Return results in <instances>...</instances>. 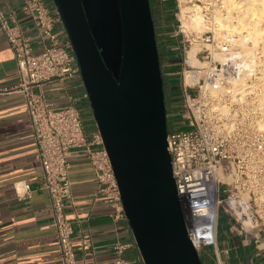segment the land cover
I'll list each match as a JSON object with an SVG mask.
<instances>
[{
  "label": "built area",
  "instance_id": "1",
  "mask_svg": "<svg viewBox=\"0 0 264 264\" xmlns=\"http://www.w3.org/2000/svg\"><path fill=\"white\" fill-rule=\"evenodd\" d=\"M181 1L194 8L202 31L186 29L178 18L175 34L180 35L185 54L180 76L183 97L179 100L185 127L167 130L166 143L187 233L198 250L216 245L220 213L241 233L264 228V200L253 189L264 185V35L254 41L241 26L229 33L217 30L219 24H234V14L241 8L235 6L242 0H176L179 13ZM21 10L32 18L43 47L33 53L30 40L0 5V31L14 53L19 77V86L12 91L21 93L25 102L42 169V187L50 199L61 264H75L74 227L65 212V201L71 197L69 159L86 157L96 174L97 193L113 205L115 216L124 211L98 130L87 136L73 105H56L36 91L46 82L81 78L58 12L52 14L45 0H22ZM56 21L61 23V30L54 28ZM186 44L188 49L198 45V65L188 62ZM187 74L189 82L185 81ZM83 97L88 99L86 92ZM28 192L24 183L23 194ZM208 210L215 214L214 236L195 242L194 229L201 221L194 215ZM128 247V243L114 246L113 264H131L124 257Z\"/></svg>",
  "mask_w": 264,
  "mask_h": 264
},
{
  "label": "water",
  "instance_id": "2",
  "mask_svg": "<svg viewBox=\"0 0 264 264\" xmlns=\"http://www.w3.org/2000/svg\"><path fill=\"white\" fill-rule=\"evenodd\" d=\"M52 2L143 264H202L172 176L149 0Z\"/></svg>",
  "mask_w": 264,
  "mask_h": 264
},
{
  "label": "crops",
  "instance_id": "3",
  "mask_svg": "<svg viewBox=\"0 0 264 264\" xmlns=\"http://www.w3.org/2000/svg\"><path fill=\"white\" fill-rule=\"evenodd\" d=\"M45 3L56 15L52 0ZM0 5L30 40L32 52L41 51L39 31L32 18L22 13V0H0ZM54 28L61 30V23L56 21ZM16 70L14 53L0 31V264H61L25 102L21 93L12 91L19 86ZM36 91L56 105H73L87 136L97 131L79 76L46 82ZM68 175L71 197L65 201V212L74 227L75 264H113L117 243L129 244L124 257L131 264H143L125 215L115 216L113 205L97 193L96 174L88 159L72 156ZM24 183L29 186L27 195ZM224 220L204 264H264V228L241 233L234 222Z\"/></svg>",
  "mask_w": 264,
  "mask_h": 264
},
{
  "label": "rangeland",
  "instance_id": "4",
  "mask_svg": "<svg viewBox=\"0 0 264 264\" xmlns=\"http://www.w3.org/2000/svg\"><path fill=\"white\" fill-rule=\"evenodd\" d=\"M242 2L246 3V0H242ZM258 2L259 3H262V2L264 3V0H259ZM163 3H164V7H165L163 17L159 16L157 11H155V13H154V18L156 19V22H157V28H156L157 38H158V40L160 42H162V40H161L162 37H166V38L168 37L170 39L171 38H177L176 39V44H177V48H178L177 54H178V57H180V60H179V64L175 65L174 67L178 70L176 76H177V82H178L179 88H180V76H181V72H182V69H183V60H184L185 54L183 52L182 42L180 41V35H176L175 34V32L177 30V25L179 24L178 18L181 19L182 22L184 20L183 26H185L187 29L201 30L202 27L198 28V29H194L193 27H191L190 26V20L187 17L188 13H183L182 12L183 10L187 9V8H182V7L190 5L189 3H183V1H181V8L183 10H181L180 13H179V10L177 8L176 0H163ZM245 7L246 6H242L241 8H237L234 16H236V18L244 16L245 14L240 12V11L243 8H245ZM236 18H235V22H236ZM262 18L264 19V17H262ZM262 18L259 19L260 22L258 24L259 25L258 27H260V29L258 27L256 29H254V27L251 26V24L249 25L247 21H244V24L242 23L241 27L244 25L243 29L245 28L246 31H250V30L258 31L259 34H260L258 37L261 38L264 35V22H263ZM243 19L244 18H242L241 20H243ZM261 20H262V22H261ZM164 21H170V23L167 26H165V25L162 24V22H164ZM235 22H234V25L237 23L236 25L238 26L239 22H236V23ZM158 23H159V25H158ZM245 24H246V26H245ZM261 25H262L263 28L261 27ZM247 28H248V30H247ZM255 40H260V39L255 37ZM186 46H187V49H188V44H186ZM193 46L196 47V49H197L198 45L196 46V44H192L191 47H193ZM191 47H190V49H191ZM164 66H165V62H163V67ZM182 97H183V93H182V91L180 89V92L178 93L176 98L180 100ZM170 110H172V111L167 112V115H166L167 130L169 131V130L173 129L174 127L177 128V129L184 128L185 126L182 124L181 113H180L181 112L180 111V103L179 102H175V105L170 107ZM262 173L264 174V172H262ZM253 189L256 190V193L260 197V199L264 200V185L257 186L256 188H253ZM224 218H226V217L222 213H220L219 216H218V225H219L220 229H221L222 225H224V221L226 220V219L224 220ZM210 249H211L210 246H203L200 249H198L197 251H198L199 256H200L204 252H207V251L209 252Z\"/></svg>",
  "mask_w": 264,
  "mask_h": 264
},
{
  "label": "bare ground",
  "instance_id": "5",
  "mask_svg": "<svg viewBox=\"0 0 264 264\" xmlns=\"http://www.w3.org/2000/svg\"><path fill=\"white\" fill-rule=\"evenodd\" d=\"M258 1L257 0H246V3H241V4L235 6V7L246 6L245 8H243L240 11V12L245 14L244 16H242V17L238 16L239 18L234 17V18H236V22H239L238 24L240 26L242 25V23L244 24V21H247L249 25L251 24V26H253L254 29H256L259 26L258 25L259 22H260L259 19L264 17L263 16L264 15V3L263 2L259 3ZM233 3H234V1H233ZM182 8H187V9L183 10ZM182 8H181V10H183L182 11L183 13H188L187 17L190 20V26L193 27L194 29L201 28V23H200L199 16L197 15L196 12H194V8L192 6H185V7H182ZM242 18H244L245 20L244 19L241 20ZM183 22H184V20H183ZM261 22H262V20H261ZM236 24L234 25L233 23H230V24H228V26L225 25V24H219V26L217 27V30L220 31L222 29H225L229 33V31L231 32L232 30L238 28L239 25L237 26ZM246 24H245V26H246ZM243 26L241 28H243ZM261 27H262V25H261ZM248 28H247V30H248ZM258 28L260 29V27H258ZM196 31H202V28H201V30H196ZM247 35H248L249 39H254V41H258V40H255V37L259 38L258 36L260 34H259L258 31L250 30V31H247ZM197 49H198V46H197ZM197 49H196V47L193 46V47H191V49H189L187 51L188 62L191 65H198L199 64L198 60L195 57V53H196ZM189 79H190V77L187 74L186 77H185V81L189 82ZM263 126H264V123H263ZM194 217L201 221L200 224H197L195 226V229H194V241L196 242L197 239H199L201 237H204V238L213 237L214 233H213L212 226L214 225V221H215L214 211L213 210H208V211H204V212H198V213H195Z\"/></svg>",
  "mask_w": 264,
  "mask_h": 264
},
{
  "label": "trees",
  "instance_id": "6",
  "mask_svg": "<svg viewBox=\"0 0 264 264\" xmlns=\"http://www.w3.org/2000/svg\"><path fill=\"white\" fill-rule=\"evenodd\" d=\"M150 10L154 25L155 31V38H156V45L158 50L159 56V63H160V71L161 77L163 81V93H164V102H165V109L166 115L167 112H170V107L175 105V102H179L176 98L178 93L180 92L179 84L177 82V69L174 67L175 65L179 64L180 57H178V48L176 44L177 38H166L162 37V42H160L157 38V22L154 18L155 11L158 12L159 16L163 17L164 15V3L163 0H149ZM170 21L162 22L163 25L167 26ZM161 24V25H162ZM159 25V23H158ZM163 62H165V66L163 67ZM211 253V250L209 251ZM208 251L202 253L200 255L201 263L204 264L205 261L209 258L210 253Z\"/></svg>",
  "mask_w": 264,
  "mask_h": 264
}]
</instances>
